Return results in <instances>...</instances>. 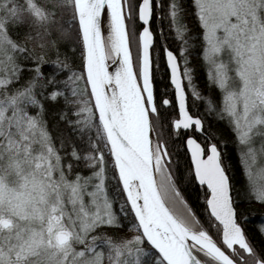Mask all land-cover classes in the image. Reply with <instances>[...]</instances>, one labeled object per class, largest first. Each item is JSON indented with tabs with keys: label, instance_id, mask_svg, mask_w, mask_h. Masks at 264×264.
<instances>
[{
	"label": "snow or ice",
	"instance_id": "6c2138e0",
	"mask_svg": "<svg viewBox=\"0 0 264 264\" xmlns=\"http://www.w3.org/2000/svg\"><path fill=\"white\" fill-rule=\"evenodd\" d=\"M0 264H264V0H0Z\"/></svg>",
	"mask_w": 264,
	"mask_h": 264
},
{
	"label": "trees",
	"instance_id": "16d2710c",
	"mask_svg": "<svg viewBox=\"0 0 264 264\" xmlns=\"http://www.w3.org/2000/svg\"><path fill=\"white\" fill-rule=\"evenodd\" d=\"M165 82L166 81L161 80L160 75H158L157 77L158 95L164 94L163 84ZM168 93L171 94V88L168 89ZM191 103H192L191 98H189V104L191 105ZM192 111H193V114H195V109H192ZM182 160L184 161V164H190V161L183 156H182ZM183 171H184V166L182 164L181 172ZM182 187H183L187 202L190 204V206L195 210V212L198 215L203 216L204 215V204H203V193H202L201 187L195 182L188 184L186 187L182 185ZM256 218L259 219L260 218L259 215Z\"/></svg>",
	"mask_w": 264,
	"mask_h": 264
},
{
	"label": "rangeland",
	"instance_id": "374dc122",
	"mask_svg": "<svg viewBox=\"0 0 264 264\" xmlns=\"http://www.w3.org/2000/svg\"><path fill=\"white\" fill-rule=\"evenodd\" d=\"M106 34V33H105ZM134 51H135V49H134Z\"/></svg>",
	"mask_w": 264,
	"mask_h": 264
}]
</instances>
